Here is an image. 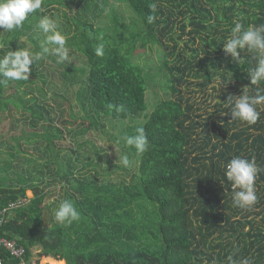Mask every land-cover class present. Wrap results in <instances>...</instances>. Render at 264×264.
<instances>
[{
  "label": "trees",
  "instance_id": "16d2710c",
  "mask_svg": "<svg viewBox=\"0 0 264 264\" xmlns=\"http://www.w3.org/2000/svg\"><path fill=\"white\" fill-rule=\"evenodd\" d=\"M67 1L75 6V16L63 13L57 28L88 70L67 68L62 73L69 86L85 79L74 93L84 114H75L66 96L58 93L51 97L62 100L59 109L48 106L47 82L40 78L38 61L28 81L0 85V124L5 113L13 117L10 107L28 115L7 158L0 150V210L25 199L27 191L33 195L10 212L0 236L22 245L26 260L38 250L44 257L41 264H227L230 254L237 261L248 257L264 264V102L256 105L260 115L251 126L227 114L230 95L262 96L264 82L250 83L248 73L256 63L252 53L243 51L241 64L223 52L235 20L245 26L264 24V0H117L133 14L131 27L107 0ZM153 2L157 19L149 25L146 15ZM54 5H64V0H42L46 11L29 14L14 31L0 32V58L18 50L15 41L26 32L39 51L38 40L44 37L37 25L47 14L55 17ZM106 9L109 23L100 27L97 21ZM101 35L103 41L97 39ZM100 42L105 43L102 57L94 53ZM154 47L159 48V60L151 68L143 52ZM228 71L231 79L226 78ZM160 79L164 96L154 93L149 104L147 92L159 86ZM33 84L40 99H26ZM11 88L14 94L6 96ZM22 91L23 97L18 95ZM109 105H122L124 111ZM79 121L82 125L75 127ZM103 121L118 129L110 141L136 165L128 183L111 181L112 174L125 173V167L99 170L96 150L80 164V151L89 141L67 147L69 153L64 147L61 158L57 142L63 134L65 140L82 138L95 128L104 132ZM137 127L144 128L149 141L143 154L117 143L121 136L135 134ZM20 140L40 145L41 150L34 148L36 157L44 160L38 164L24 153L27 164L32 163L26 175L12 171L23 152ZM234 156L254 159L258 168L257 203L251 210L234 207L231 201L224 166ZM84 169L93 175L80 174ZM51 184L62 185V198L46 206ZM65 199L81 214L71 225L57 224L53 217ZM0 258L4 264H17L1 249Z\"/></svg>",
  "mask_w": 264,
  "mask_h": 264
},
{
  "label": "clouds",
  "instance_id": "9594fccd",
  "mask_svg": "<svg viewBox=\"0 0 264 264\" xmlns=\"http://www.w3.org/2000/svg\"><path fill=\"white\" fill-rule=\"evenodd\" d=\"M41 4L42 0H0V32H11L20 28L29 14L41 8ZM156 8L155 2L149 4V13L146 15V23L149 25L157 19L154 15ZM37 28L44 37L39 45V51L32 54L21 48L16 51L11 50L0 58V85H7L10 81H28L30 66L48 56H54L57 65L71 62L69 49L66 47V37L58 31L57 24L44 16L39 20ZM91 38L94 37L90 33ZM97 39L103 41L104 37L101 35ZM243 51L252 53L256 61L248 73L250 83L258 85L264 82V24L245 26L239 19L234 21L230 35L223 43V52L242 64ZM94 53L102 57L105 53V43H98ZM232 75V72L228 71L226 78L231 79ZM227 101L230 102V112L227 114L231 116L232 121L244 122L251 126L259 119L260 113L256 105L264 102V95L255 97L247 93L239 96L230 95ZM109 107L114 108L116 112L124 111L122 105H109ZM117 143H123L126 147L134 149L137 154H143L148 149L149 141L144 128L137 127L135 134L123 135ZM119 163L125 168L130 166L127 155H122ZM257 172L255 160L242 156H234L224 166V178L230 183L231 201L234 207L251 210L257 203L255 189ZM53 217L57 224L71 225L80 219L81 214L73 201L65 199L54 209ZM227 264H254V262L248 257L237 261L230 254L227 256Z\"/></svg>",
  "mask_w": 264,
  "mask_h": 264
},
{
  "label": "rangeland",
  "instance_id": "374dc122",
  "mask_svg": "<svg viewBox=\"0 0 264 264\" xmlns=\"http://www.w3.org/2000/svg\"><path fill=\"white\" fill-rule=\"evenodd\" d=\"M97 3L96 0H93L92 3ZM108 5L109 6H113V10L114 12L121 18L124 19L125 24H127L129 27L131 24V19L133 17V14L131 13V11L127 8V6H125V4L117 1V0H107ZM66 5V6H64ZM64 5H54V8H56V10H58V13L55 11V17H50V14H47V17H49L50 19H52L56 24L57 27L62 25L61 23L63 22L64 18H62L63 13H66L67 16H75L76 13V8L74 5H70V3L67 0H64ZM50 8V7H49ZM47 8L45 7H41L39 10V12L43 13L44 11H46ZM109 13V10L106 9L105 13L98 19L97 24L101 27L107 25L109 23L108 20V16H105L106 14ZM59 18V19H58ZM37 30V28H36ZM59 31V30H58ZM38 34L37 32H34V34ZM62 35H64L62 32H60ZM15 39H11V42H14ZM32 40V36H29L28 32L22 34V36L15 41V43L17 44V48L18 50L21 48H24V50L29 51L32 54H35V47L34 44H32L31 42ZM39 43H41V40ZM4 46L0 44V48H3ZM69 49V48H68ZM159 48L154 47L152 52H143L145 59H147L149 61V65L153 66V68L155 67L156 64H158V55H159ZM69 54L71 57V62L67 63L65 62L64 64H60L57 65L55 63V57L51 56L50 58H52L54 61L52 60H48L47 57L38 61L40 64H42L41 69H42V73L40 74V78L42 77V80H45L47 82L46 86L44 87L45 90V97H46V103L48 104V106L50 105L51 107H56L58 108L59 104L62 103V100L57 99V100H52V94L53 93H58L61 95H65L66 98L70 101V103L72 104L73 107V111L75 112V114H78L80 116H83V112H81V107L78 103V101L76 100L74 93L77 92V90L81 87V84L84 83V78L80 79V81L74 83V85H70L68 84V82L66 81V79H64L63 77V71H65L67 68L70 69H78V68H85L86 69V63L85 60L80 56L81 54L74 52L72 49H69ZM35 66H33L31 68L32 72H35L34 69ZM88 70V69H86ZM88 72V71H87ZM41 80V81H42ZM39 81L38 84L42 85V82ZM160 83L158 84L159 86L155 87L154 89H150L147 92V99L149 101V104L152 103V99L153 94L156 93L158 95V97L163 98V89L162 87L165 86V82L163 79H160ZM10 87V86H9ZM36 85H32V94L28 93L26 99H30V98H34L37 97V91H36ZM15 90L14 88H11L9 90H7L6 92V96L10 95V94H14ZM24 91H22L20 95L21 97H23L24 95ZM38 98L40 99V97L38 96ZM33 100V99H32ZM64 108V106H63ZM12 109L13 111L11 112V114L13 115V117H9V112L5 113L4 115H2V117H4L3 121L0 124V135L3 138L2 140L0 139V150H1V157L2 158H7V156L5 155L6 152L10 151V146H13L16 144V142L13 140L14 137L19 136L20 131L24 130V121L23 119L28 116L26 114H24L22 116V110H15L13 108H9ZM59 109V108H58ZM53 117V116H52ZM18 120V121H17ZM82 125L80 123V121L76 124L75 127H78V125ZM103 124L105 126V131L102 132L101 129L99 128H95V129H91L89 132L86 133V135L82 138L78 137V138H72L71 137H66V139L64 140V134H63V139L60 140L59 142H57V145L59 147H61L63 149V154L61 155V158L64 159V147L67 150L68 148H71V146H74V148H76V144L77 142H87L89 141L91 145H87L86 143V148L82 147V151H80V153H83V156L81 157V159H79L80 164L81 163H85L89 160V158L92 156L93 157V151L96 150L100 156H101V163H100V168L101 169H108L110 167H114V166H119V158L124 155V153L120 150V148L117 147V145H115L113 142H111L110 140V136H112V134H116L117 132L116 130L118 129H112V125L110 122L107 121H103ZM98 129V130H97ZM31 130H27V132H30ZM38 142L42 143V145H44L45 142L43 141H39ZM26 142H24L23 140L19 141V148L20 150H22V153H19L18 155V160L19 163L18 164H14V168L12 171H15L16 173H21L23 175H26V168L30 167L29 165L31 164H27V162L25 161V157H24V153L26 154L27 157L31 158L32 160H35L34 162H37L38 164H43L44 160H41L39 158L36 157V155H38V152L35 151V149H39L41 150V146H35L34 143H31V145H26ZM35 148V149H34ZM17 151V147L13 152ZM67 153H69V151H66ZM85 152V153H84ZM130 161V166L126 168V172H116L114 174H112L111 176V181L113 183L116 182H120V180L125 181V183L130 182V177L132 176V174L135 172V164L134 162ZM28 165V166H27ZM74 167L79 166L78 163L73 165ZM80 174H84V176L86 177H90L93 175V173L88 172L86 169H84ZM14 175L11 174V176H8L9 178H12ZM61 184H55V185H50L49 186V191L51 192L49 198L46 200L45 205H51L55 202L56 199H60L62 198V192H61ZM47 190V191H48ZM26 197L27 198H32L33 195L30 191L26 192ZM33 259L37 260L38 264H41L42 259L44 258L43 256L39 255V251L38 250H33Z\"/></svg>",
  "mask_w": 264,
  "mask_h": 264
},
{
  "label": "built area",
  "instance_id": "2783aa9c",
  "mask_svg": "<svg viewBox=\"0 0 264 264\" xmlns=\"http://www.w3.org/2000/svg\"><path fill=\"white\" fill-rule=\"evenodd\" d=\"M27 203L28 199L26 197L25 199H19L10 203L6 208L0 210V230L2 229L4 223L9 219L11 214L10 212L25 206ZM0 249L7 252L13 259H15L17 264H38L37 260H34L33 257H31L30 260L25 259V250L16 240H10L6 237L0 236ZM0 264H4L1 258Z\"/></svg>",
  "mask_w": 264,
  "mask_h": 264
},
{
  "label": "crops",
  "instance_id": "0c3cea01",
  "mask_svg": "<svg viewBox=\"0 0 264 264\" xmlns=\"http://www.w3.org/2000/svg\"><path fill=\"white\" fill-rule=\"evenodd\" d=\"M28 200L31 199V198H27Z\"/></svg>",
  "mask_w": 264,
  "mask_h": 264
}]
</instances>
